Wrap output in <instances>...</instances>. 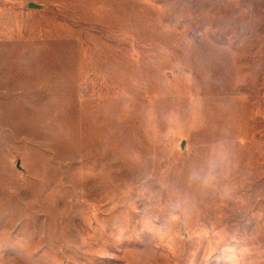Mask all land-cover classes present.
<instances>
[{"label": "rangeland", "instance_id": "obj_1", "mask_svg": "<svg viewBox=\"0 0 264 264\" xmlns=\"http://www.w3.org/2000/svg\"><path fill=\"white\" fill-rule=\"evenodd\" d=\"M0 264H264V0H0Z\"/></svg>", "mask_w": 264, "mask_h": 264}, {"label": "water", "instance_id": "obj_2", "mask_svg": "<svg viewBox=\"0 0 264 264\" xmlns=\"http://www.w3.org/2000/svg\"><path fill=\"white\" fill-rule=\"evenodd\" d=\"M29 7H32V8H39L38 5H36L35 3H32V2L29 3Z\"/></svg>", "mask_w": 264, "mask_h": 264}]
</instances>
